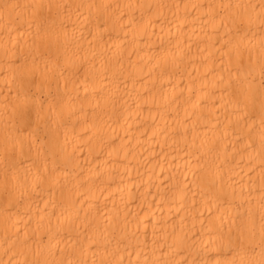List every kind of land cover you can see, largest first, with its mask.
Masks as SVG:
<instances>
[{
	"label": "bare ground",
	"instance_id": "bare-ground-1",
	"mask_svg": "<svg viewBox=\"0 0 264 264\" xmlns=\"http://www.w3.org/2000/svg\"><path fill=\"white\" fill-rule=\"evenodd\" d=\"M4 2L0 0V4ZM104 2L123 5L129 0ZM157 2L165 7L160 10L159 22L148 30L153 35L128 29L113 32L103 56L95 60L91 69L94 79L81 84L78 95L74 86L68 85L70 94L76 97L72 101L75 130L69 135L68 151L72 152L74 147L84 148L82 167L76 169L83 175L73 181L81 185L79 193L82 195L75 189L64 193L66 201L73 203L71 218L61 215L59 189L55 196L47 189L43 190L41 196L36 197L37 203L33 204L30 216L23 218L17 215L16 209L9 210L7 204H0V264H7L12 256V252L5 254L8 249L20 250L16 229L22 232L24 221L29 219L35 227L40 214L45 216L41 230L49 228L54 237L50 240L53 254L43 258H71L68 254L71 249L78 248L81 242L86 248L88 246L83 222L101 221L100 211L108 217L118 216L123 226V243L115 254L107 255L109 260L122 257L125 264L129 259L135 262L137 252L141 260L147 255L152 259L174 260L177 264H183L185 259L190 262L217 258L215 251L201 249V237L208 239L205 230L209 212L201 203V196L192 194L199 190L193 187L188 191L184 187H192L196 155L206 152L211 145H215L220 160L225 161L226 176L231 175L237 186L244 185V195L238 197L237 202L243 201L247 207L250 201L255 209H259L261 160L257 155L247 153L241 159L238 153L243 151V145L236 141L231 127L226 129L228 94L220 77L226 75L221 59L227 61L228 57L224 55L227 50H218L219 45L212 46L206 35L211 27L206 21L209 20V5L216 6L215 10L219 11L221 4L258 6L260 0ZM123 11L139 15L131 9ZM258 13L257 7L252 13L254 22L245 40L256 64L257 84L262 37ZM8 27L14 25L10 24L7 14L0 16V39H7ZM161 34L163 43L159 38ZM158 61L166 72L163 76L161 67H157ZM80 79L83 80V70ZM85 86L87 93L83 90ZM14 88L0 48V102L6 95L11 97ZM75 136L81 139H75ZM202 143L203 149L199 147ZM45 200L49 203L42 213ZM54 200L56 207L52 205ZM73 221L81 224L80 230L72 228ZM48 243L46 236L45 244ZM59 249L65 250L63 255ZM102 255L90 249L84 258L91 262ZM225 258L220 254L219 259ZM256 258H259V248ZM16 259L22 261L25 256L19 255Z\"/></svg>",
	"mask_w": 264,
	"mask_h": 264
},
{
	"label": "snow or ice",
	"instance_id": "snow-or-ice-1",
	"mask_svg": "<svg viewBox=\"0 0 264 264\" xmlns=\"http://www.w3.org/2000/svg\"><path fill=\"white\" fill-rule=\"evenodd\" d=\"M163 7L165 5L157 0H129L123 5L104 0L77 3L67 0H26L25 3L5 0L0 4V16L7 14L10 24L14 25L7 28V39H0V48L15 84L11 90L14 94L11 97L6 95L0 102V122L3 125L0 127V204H7L9 210L16 209L17 215L23 218L30 216L33 204L37 203L36 197H40L43 190L47 189L51 196H55L59 189L61 215L71 218L73 203L66 201L64 193L75 189L82 195L79 193L81 185L73 181L83 175L76 169L82 167L84 148L74 147L72 152L68 151L69 135L75 130L72 101L76 99L70 94L68 85L71 83L78 95L81 84L94 79L91 69L95 60L103 56L113 32L128 29L153 35L148 30L159 22ZM215 7L209 5L206 24L210 25L211 31L206 35L213 47L219 45L218 50H227L224 53L227 61L221 59L222 71L226 75L220 77L228 94V108H231V111L226 108V129L231 127L236 141L243 145V151L238 153L241 159L245 153L260 158L261 195L258 210L250 201L245 207L243 201L237 202L238 197L244 195V185L237 186L231 175L226 176L225 161L220 160L215 145L196 155L197 168L193 172L192 187H184L188 191L193 187L199 190L192 194L201 196V203L209 212L205 230L208 239L201 237V249L215 251L217 258L190 262L185 259L183 264H264V0H260L258 6L228 3L219 5V11ZM257 7L262 33L258 84L252 50L245 43L254 22L252 13ZM123 9H131L139 15H130ZM159 38L163 43L162 34ZM164 63L167 64V58ZM157 67H161V76L166 74L159 61ZM82 70L83 80L80 79ZM83 90L87 93L88 87ZM225 134H228L227 130ZM74 138L81 139L79 136ZM199 147L203 149L205 145L202 143ZM48 203L44 201L42 213ZM52 205L56 207L57 202L54 200ZM99 214L101 221L83 222L87 230V248L81 242L78 248L69 251L71 258L67 260L43 258L53 254L50 240L54 238L49 228L41 230L45 219L43 214L39 215L35 227L30 219L24 221L23 231L16 229L20 250L6 251V255L12 252L7 264H125L122 257L120 260L107 259V255L115 254L123 243V226L119 217L105 216L102 211ZM85 215L87 217L88 213ZM72 228L80 230L81 224L73 221ZM46 236L49 239L47 245ZM113 245H116L115 249ZM90 249L103 255L89 262L84 257ZM58 251L63 255L65 250ZM128 254L131 257V251ZM220 254L227 258L219 259ZM19 255H24L25 259H16ZM139 255L137 252V260L129 259L127 264H177L174 260L152 259L147 255L141 260Z\"/></svg>",
	"mask_w": 264,
	"mask_h": 264
}]
</instances>
